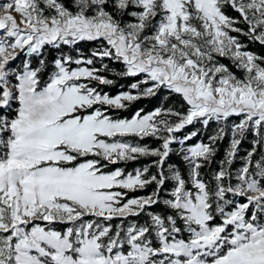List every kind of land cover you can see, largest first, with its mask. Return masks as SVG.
Here are the masks:
<instances>
[{
    "label": "snow or ice",
    "instance_id": "snow-or-ice-1",
    "mask_svg": "<svg viewBox=\"0 0 264 264\" xmlns=\"http://www.w3.org/2000/svg\"><path fill=\"white\" fill-rule=\"evenodd\" d=\"M0 264H264V0H0Z\"/></svg>",
    "mask_w": 264,
    "mask_h": 264
}]
</instances>
